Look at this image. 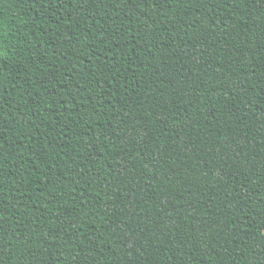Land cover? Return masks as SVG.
Segmentation results:
<instances>
[{"label":"trees","instance_id":"trees-1","mask_svg":"<svg viewBox=\"0 0 264 264\" xmlns=\"http://www.w3.org/2000/svg\"><path fill=\"white\" fill-rule=\"evenodd\" d=\"M0 21V264H264L259 0Z\"/></svg>","mask_w":264,"mask_h":264},{"label":"snow or ice","instance_id":"snow-or-ice-1","mask_svg":"<svg viewBox=\"0 0 264 264\" xmlns=\"http://www.w3.org/2000/svg\"><path fill=\"white\" fill-rule=\"evenodd\" d=\"M125 3L130 2V0H124ZM131 2H135V0H131ZM259 2L261 3L262 7H264V0H259ZM94 6V5H93ZM0 23H2V21H0ZM0 67H2V65H0ZM264 199V198H262ZM0 219H2V217H0ZM0 251H2V249H0ZM262 259H264V257H262Z\"/></svg>","mask_w":264,"mask_h":264}]
</instances>
